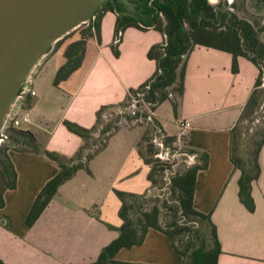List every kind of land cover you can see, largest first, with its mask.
Returning <instances> with one entry per match:
<instances>
[{"label":"crops","instance_id":"1","mask_svg":"<svg viewBox=\"0 0 264 264\" xmlns=\"http://www.w3.org/2000/svg\"><path fill=\"white\" fill-rule=\"evenodd\" d=\"M245 4L251 13H264V0H246ZM115 20L114 12L103 13L100 43L95 36L86 40L80 67L59 85L52 81L65 61L63 50L79 37L78 33L56 48L53 45L36 67L32 82L35 95L27 103L30 121L17 128L29 131L36 147L28 146L26 138H17L14 130L12 148L7 150L16 172V186L2 189L0 259L5 264H84L94 260L118 234L120 200L115 190L135 194L149 191V166L138 150L143 131L123 123L89 161L90 172L77 170L59 186L35 222L29 227L25 224L37 193L58 170L43 149L71 156L82 144L62 121L92 126L100 105L122 100L129 87L138 86L155 70V61L146 53L164 35L153 27H127L115 56L110 47ZM260 38L264 42V30ZM237 61L238 72L232 73L230 53L196 45L187 57L177 114L173 115L170 101L165 100L153 116L172 136L178 134L180 121H189L185 145L208 156L207 167L196 174L193 206L209 213L216 227L221 249L217 264H264V142L258 154L259 175L251 186L252 212L238 198L240 171L230 159V130L258 72L245 57L239 56ZM169 123L174 132L168 131ZM114 259L111 264L182 261L169 236L155 228L147 230L141 244L120 248Z\"/></svg>","mask_w":264,"mask_h":264},{"label":"trees","instance_id":"2","mask_svg":"<svg viewBox=\"0 0 264 264\" xmlns=\"http://www.w3.org/2000/svg\"><path fill=\"white\" fill-rule=\"evenodd\" d=\"M118 11H129V14H116L114 35L127 27L146 29L152 26L164 35L161 42L152 44L146 53L148 59L155 61L154 72L136 87H129L122 100L116 103L102 104L95 112V122L90 127L64 119L63 125L70 132L82 139L81 146L71 156L57 151L43 149V154L53 161L58 170L37 193L25 217L26 226H31L42 210L56 194L59 186L71 178L77 170L88 168L89 161L107 144L109 138L119 129L122 121L127 124L141 117L149 120L153 131H159L165 145L175 141L176 136L167 135L160 122L151 115L150 111L165 100H169L173 115L177 114L179 102L183 95L186 61L196 45L215 48L231 54V71L238 72V57L242 56L251 61L258 69L253 88L243 105L241 112L230 130V159L234 168L239 169L238 198L245 208L252 212L255 203L251 195L252 181L257 179L260 171L258 154L264 142V42L260 33L264 30V13L257 15L246 8V0H115ZM110 0L104 2L93 14L94 18L81 24L82 29L71 31L59 39L54 48L66 39L78 33L79 37L70 40L64 50L65 61L57 68L53 85L67 79L77 70L83 60L86 40L95 36L100 43V23L103 13L114 12ZM121 39L119 40V42ZM112 41L111 50L115 56L119 55L118 44ZM135 99V108L131 109ZM29 103V97L26 98ZM260 119L255 125L252 136L237 152V143L242 129H247L255 119ZM122 122V123H121ZM146 132V131H145ZM145 132L141 140H145ZM17 138H26L27 145L36 147L35 139L29 131L15 129ZM14 140V136L12 137ZM252 145L248 154L247 149ZM139 154L144 163L149 166L147 178L153 187L155 175L163 172V168L152 159L154 148L151 143L146 146V154L140 149ZM188 152L195 153L188 148ZM196 160L176 171L169 178V191L175 196L174 214L164 224L160 223V206L154 204L149 208H140L141 201L147 199L146 192L135 194L115 190L120 200L119 217L121 224L117 227L118 234L104 245L97 257L84 264H111L115 262L116 252L123 247L129 248L143 242L149 228H155L167 234L173 248L181 255V264H217L221 252L216 227L210 219L209 213H203L193 206L195 178L199 169L208 164V156L204 152L195 153ZM154 161V162H153ZM153 162V163H152ZM0 207L4 204L2 189L15 188L16 172L7 154V147L0 146ZM140 208V209H139ZM179 215V221L176 218ZM177 242L178 244H176ZM0 264H5L0 259Z\"/></svg>","mask_w":264,"mask_h":264},{"label":"water","instance_id":"3","mask_svg":"<svg viewBox=\"0 0 264 264\" xmlns=\"http://www.w3.org/2000/svg\"><path fill=\"white\" fill-rule=\"evenodd\" d=\"M107 0H0V126L33 68ZM115 14L118 11L115 0ZM152 27V26H148Z\"/></svg>","mask_w":264,"mask_h":264},{"label":"rangeland","instance_id":"4","mask_svg":"<svg viewBox=\"0 0 264 264\" xmlns=\"http://www.w3.org/2000/svg\"><path fill=\"white\" fill-rule=\"evenodd\" d=\"M211 2H215L216 0H210ZM232 0H228L230 2ZM83 26L80 25L76 29H74V32L82 29ZM73 31V30H72ZM55 45V44H54ZM264 85V79H263V84ZM152 111L148 112L151 114ZM262 115L264 114V108L262 110ZM152 115V114H151ZM260 119V116H258L257 119L252 122V124L249 125L247 129H242L239 138H238V143H237V152L240 153L241 151V146L244 142V139H249L254 130H255V125H257V121ZM124 124L125 122L122 121ZM121 122V123H122ZM122 123V124H123ZM133 125H137L142 129L143 132H145V140H141V144L139 146V149L142 152H145L146 154V146L148 143H151L154 148V154L152 155V159H157L155 161L158 165L159 168H163V172L158 173L155 175L154 179L155 182L153 183V187L149 189V191L146 192L147 194V199L144 201H141L142 204H140V208H149L153 206L154 204H161L162 200L167 199L165 202L164 206H160V214H159V220L161 224H164L167 219H171V217L174 214L173 208L175 207V196L169 191V185L170 181L169 178L173 175L174 172L182 170L186 165H191L193 162H195V157L192 158L193 153L188 152V147L185 145V141H181L179 143L177 142H172L170 145L167 147V154H161L159 156H155L156 153L160 152V149L152 143V138L155 136H160L159 131H153L151 128V124L149 120H141L136 123H130ZM168 131L174 132L175 127L173 124L169 123L168 126ZM252 145H250L247 149V153L249 154L252 150ZM154 162V161H153ZM152 162V163H153ZM3 181L0 178V186L2 185ZM139 208V209H140ZM179 215L176 213V218L179 221ZM178 244L177 242H175Z\"/></svg>","mask_w":264,"mask_h":264},{"label":"built area","instance_id":"5","mask_svg":"<svg viewBox=\"0 0 264 264\" xmlns=\"http://www.w3.org/2000/svg\"><path fill=\"white\" fill-rule=\"evenodd\" d=\"M94 15L90 19H93ZM87 23V22H85ZM122 37V31H118L114 37L113 42L117 43ZM40 62L33 68L31 73L28 75L24 83L21 85L19 92L17 96L15 97L12 105L10 106L7 114L5 115V118L0 126V146H6L7 150L12 148V137L13 132L15 129L20 127L22 124L27 123L30 121V114L29 110L27 109V97H32L35 95V90L32 88V82H33V74L36 72V67L39 65ZM264 79V78H263ZM263 84V83H262ZM136 100L133 99L132 103L130 105V108H135ZM153 115V112H151ZM134 121H141V117L138 119H135ZM179 130L178 134L176 135V139L174 142H181L185 141V133L187 128L190 127V123L187 120L180 121L179 122ZM152 143L156 145L160 152L156 153L155 156H159L163 154H167V145L164 144L163 136H155L152 138ZM195 154L192 155V158H194Z\"/></svg>","mask_w":264,"mask_h":264}]
</instances>
